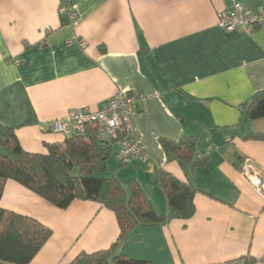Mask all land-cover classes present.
<instances>
[{"label":"crops","instance_id":"1","mask_svg":"<svg viewBox=\"0 0 264 264\" xmlns=\"http://www.w3.org/2000/svg\"><path fill=\"white\" fill-rule=\"evenodd\" d=\"M251 11L264 0H235ZM230 0H0V124L21 148L46 154L65 136L51 122L70 109L96 111L119 91L137 96L132 119L145 161L119 163L151 207L168 214L158 182L166 171L195 187L194 215L128 234L122 253L150 264H264V188L242 170L264 173V122L243 105L264 89V24L223 32ZM194 139V166L170 160L162 139ZM112 147V151H113ZM111 151V154H112ZM111 156V155H110ZM239 161V162H238ZM238 162V163H237ZM108 170V169H107ZM106 170V172H107ZM0 208L35 219L51 236L29 264H70L108 249L119 235L113 212L93 201L58 209L7 180ZM0 264H10L0 262Z\"/></svg>","mask_w":264,"mask_h":264},{"label":"trees","instance_id":"2","mask_svg":"<svg viewBox=\"0 0 264 264\" xmlns=\"http://www.w3.org/2000/svg\"><path fill=\"white\" fill-rule=\"evenodd\" d=\"M243 110L249 121L264 122V89L256 92ZM248 138L264 142V131ZM160 144L169 159L181 166L203 162L195 159L193 138L177 142L162 139ZM113 145L97 137L96 127L86 125L84 133L66 136L62 144L46 145V154L28 153L19 145L14 130L0 124V198L5 182L12 180L58 209L81 200L97 202L113 212L119 227L115 243L106 250L80 253L70 264H150L123 255L128 234L171 219L187 220L195 213V187L166 171L158 172V182L168 214L151 207L134 179L121 185L114 177L102 176ZM50 236L51 230L35 219L0 208V262L29 264ZM254 262L249 257L245 264Z\"/></svg>","mask_w":264,"mask_h":264},{"label":"built area","instance_id":"3","mask_svg":"<svg viewBox=\"0 0 264 264\" xmlns=\"http://www.w3.org/2000/svg\"><path fill=\"white\" fill-rule=\"evenodd\" d=\"M264 24V10L251 11L235 0L217 14V26L223 32L242 31L251 33L253 28ZM137 96L119 91L100 110L70 109L64 118L51 122V131L63 136L82 134L86 125L96 127L97 137L118 147L117 159L126 164L145 161L146 155L140 141L135 137L132 123ZM251 186L264 188V173L250 165L242 170Z\"/></svg>","mask_w":264,"mask_h":264},{"label":"rangeland","instance_id":"4","mask_svg":"<svg viewBox=\"0 0 264 264\" xmlns=\"http://www.w3.org/2000/svg\"><path fill=\"white\" fill-rule=\"evenodd\" d=\"M115 150L116 147H113V151L111 156L109 157V159L107 160V172H105L102 176H109L114 174L115 170H116V166H117V161L115 158Z\"/></svg>","mask_w":264,"mask_h":264}]
</instances>
